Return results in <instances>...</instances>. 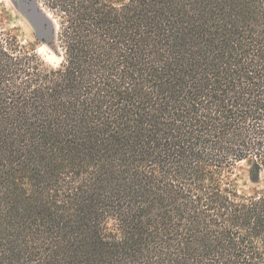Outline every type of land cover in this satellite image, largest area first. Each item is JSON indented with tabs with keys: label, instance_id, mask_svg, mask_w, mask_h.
<instances>
[{
	"label": "trees",
	"instance_id": "trees-1",
	"mask_svg": "<svg viewBox=\"0 0 264 264\" xmlns=\"http://www.w3.org/2000/svg\"><path fill=\"white\" fill-rule=\"evenodd\" d=\"M31 1L61 60L0 25V264H264V0Z\"/></svg>",
	"mask_w": 264,
	"mask_h": 264
},
{
	"label": "rangeland",
	"instance_id": "rangeland-1",
	"mask_svg": "<svg viewBox=\"0 0 264 264\" xmlns=\"http://www.w3.org/2000/svg\"><path fill=\"white\" fill-rule=\"evenodd\" d=\"M59 23V17L45 4L36 5L31 0H0V25L16 34L22 43L34 44L53 64L61 60L54 45ZM235 172L239 189L250 193L260 184L264 167L258 169L253 160H245L237 165Z\"/></svg>",
	"mask_w": 264,
	"mask_h": 264
},
{
	"label": "water",
	"instance_id": "water-1",
	"mask_svg": "<svg viewBox=\"0 0 264 264\" xmlns=\"http://www.w3.org/2000/svg\"><path fill=\"white\" fill-rule=\"evenodd\" d=\"M48 16H49V14H47ZM38 36H40V35H38ZM41 37V36H40Z\"/></svg>",
	"mask_w": 264,
	"mask_h": 264
}]
</instances>
